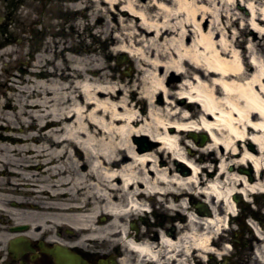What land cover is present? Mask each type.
<instances>
[{
    "label": "bare ground",
    "instance_id": "bare-ground-1",
    "mask_svg": "<svg viewBox=\"0 0 264 264\" xmlns=\"http://www.w3.org/2000/svg\"><path fill=\"white\" fill-rule=\"evenodd\" d=\"M84 1L93 10L87 28L93 34L105 33L106 44L112 45L106 58L110 60L114 52L122 54L121 62L131 57L135 75L107 87L101 85V76L87 78L88 71L100 70V65L86 62L82 42L68 48L75 54L68 53L66 63L28 72L35 78H42L44 72L49 76L43 82L36 80L45 91L38 92L35 108L45 114L43 120L52 122L48 129L37 130L48 140L40 141L39 148L45 150V159H53L51 171L80 162L72 175L63 178L69 177L74 183L84 180L85 196L92 193L101 200L86 202L85 212L99 209L103 219L108 216L103 228L118 235L117 241L139 259L155 261L159 257L153 250V238L146 233L139 238L133 222L136 215H156V211L151 212L153 202L159 207L165 205L167 212L184 222L175 226L174 236L159 234V245L181 247L183 251L167 258H186L194 249L209 252L210 237L218 234L229 218L224 214L235 212L230 197L239 195L247 200L251 194L264 193V43L254 35H264V4L259 11L253 3L247 4L251 16L248 23L237 14L221 13L218 6L232 0ZM119 5L126 17L116 21L119 34L112 33V25H104L107 31L96 30L95 22L102 19L98 14L101 6L112 12ZM57 9L56 3L54 11ZM75 23L81 30L83 23ZM236 25L239 29L228 30ZM248 27L253 36L240 40ZM172 74L179 76L177 84L168 83ZM111 79L115 78L107 80ZM160 94L163 96L158 98ZM191 109L199 115L198 121H193ZM29 114L33 117L36 111ZM168 128L175 130L168 132ZM200 132L209 141L203 149L220 150L212 159L217 163L216 172L205 178H201L202 169L182 150L183 145L192 147L183 135ZM145 138L154 143L152 149L142 141ZM3 139L15 140L11 136ZM248 142L255 150H245L238 162H231L239 156L238 144ZM244 165L251 170L252 183L246 177L249 173L226 172L227 166ZM196 190L204 199L199 204L203 209L207 206L209 217L200 215L203 210L194 214L185 207V198L194 197ZM54 197L53 193L49 205L60 208L52 203ZM218 204L222 210L215 207ZM82 205L74 208L80 211ZM91 219L87 221L90 224ZM126 219L132 221L135 233L127 227ZM252 226L255 240L263 242L264 226Z\"/></svg>",
    "mask_w": 264,
    "mask_h": 264
},
{
    "label": "flooded vegetation",
    "instance_id": "flooded-vegetation-1",
    "mask_svg": "<svg viewBox=\"0 0 264 264\" xmlns=\"http://www.w3.org/2000/svg\"><path fill=\"white\" fill-rule=\"evenodd\" d=\"M53 1L0 0V51H5L13 43L21 45L25 42L18 37L28 38V45L37 44L40 38L43 39L39 21L26 27L20 18L24 15V8H28L33 14H53ZM56 2L58 0L54 3ZM31 3L36 6H29ZM60 11L62 10L58 12ZM60 20L66 25V20ZM47 31L53 35L49 29ZM58 36L62 35L58 32ZM28 48L37 50L33 46ZM28 72L27 68L21 69V73ZM15 76L22 77L20 74ZM15 155L17 154H13ZM25 155L28 158L36 156L28 152ZM12 157L9 159L10 166H2L3 162H0V264H264V243L257 242L255 236L249 239L247 233L251 231H247L246 227L249 217L257 219V227L264 226V219L247 212L246 201L239 202L237 209L235 208L238 212L235 211L231 219H226L218 234L210 237V251L201 253L202 251L194 249L188 259L167 258L172 254H181V247L172 249L158 244L161 232L176 235L174 225L163 228L160 223L153 225L142 222V227H154L147 236L152 237L156 243L153 250L159 257L155 261H139L128 256L129 248L117 241L118 235L111 237V233L103 228L108 222V216L103 219V213L99 209L92 213L85 212L86 202L95 200H89L85 196L86 191L83 188L80 190L81 182L74 183L69 177L63 178V175L69 173L72 175L71 172H75L74 169L79 167L80 162L74 167L67 165L51 171L50 166H54L51 158H40L42 163L34 161L23 167L17 164L20 155L15 161H12ZM53 193L56 197L52 199V203L60 208H53L48 203ZM197 204L198 202L194 204L192 212L200 214L203 210L204 213L201 212L200 215L208 216L207 208L203 209ZM79 205H82L80 211L74 208ZM86 214L90 218L83 219L82 216ZM90 219L91 224L87 222ZM127 227L135 233L131 224H127Z\"/></svg>",
    "mask_w": 264,
    "mask_h": 264
},
{
    "label": "rangeland",
    "instance_id": "rangeland-1",
    "mask_svg": "<svg viewBox=\"0 0 264 264\" xmlns=\"http://www.w3.org/2000/svg\"><path fill=\"white\" fill-rule=\"evenodd\" d=\"M83 0H58L56 2L58 4V9L56 11H53V14L51 12V15L47 16V14H37V13H31L28 8L23 9V16L20 18L22 20V23L24 26H29V24H32L34 22H38V25L40 24L41 27H39V30L42 31V38H40V41L37 44H27V40L29 42V39L26 37H18L19 40H24L25 42L23 44L19 43H13L12 45L8 46L5 51H0V162L2 161V166H10L9 159L12 157L13 154L20 155V160L17 162V164L22 165L25 167L26 165L32 163L35 161L38 163H42V160L40 158H44V155L46 154L44 149L39 148L41 145L40 141H48L46 139H42L43 135H41L37 130L41 127L44 129H48L50 127L47 124H51V120L46 121L43 120L45 114H43L39 109L35 108V101L40 99L38 97V92H44L45 87L39 88L37 83L43 82L49 78L48 73L44 72L42 78H35V76H29L28 73H21V69H26L30 71V73H35L36 70L42 71L46 67L50 69H54V67H57V62L64 61L66 55L68 53L74 55L73 49H68L71 46L76 47L75 44L77 42H82V47L85 53L86 62H93L97 61L100 65V70L98 69H91L86 74V77H102L101 85L102 86H112L115 83H117V80H120L124 83V81L132 79V77L135 75V62L134 60L128 56L127 61L121 62L122 54L114 52L111 59L108 60L106 58V53L110 50L107 48H111L112 45L106 44L105 41V33H99L93 34L91 33V30L87 28V22L92 23V12L90 6L85 4V1L82 3ZM90 1V0H88ZM56 3H53L52 5L55 6ZM253 3L256 7L257 11H259L264 4V0H232L231 4H223L221 3L218 8L221 11L222 14H226L227 16L230 14H237L242 19H244L246 22L249 23L250 15L247 8V4ZM31 7H35V3L28 4ZM116 9H113L112 12H109L108 7L101 6L102 9L99 11V15L102 16V19L96 21L95 25L96 30L99 32L101 31H107L106 27L104 25H112V33L116 34L119 29L116 21H119V19H123L125 17L123 15V11H121V5L116 6ZM52 9V7H50ZM98 7H95L94 10H97ZM59 10H62V13L58 12ZM121 11V12H120ZM35 12V11H34ZM109 14H113L114 16H111ZM38 15V16H37ZM37 16V19H36ZM41 18H43V22H41ZM60 18L66 20V25L63 24V20H60ZM126 18V17H125ZM104 20V22H103ZM82 22L81 24L83 27L81 30L76 29V23L75 22ZM208 20L204 23V28L208 25ZM64 25V26H63ZM45 27V28H44ZM64 27V28H62ZM95 27V26H94ZM236 26H231L228 28L229 31H234V28L236 29ZM48 28L51 32H53V35L48 34ZM241 28V27H240ZM245 31L242 36L239 38L245 39V36H249L251 38L253 36L251 30L249 29ZM239 29V27H238ZM58 32L62 36H58ZM110 33V31H108ZM252 35V36H251ZM256 38H262L261 44L264 43V35L259 36V34H255ZM37 47V50H32V48L28 47ZM260 49V48H259ZM111 54V53H110ZM66 63V62H65ZM107 64V65H105ZM36 67V68H35ZM38 67V68H37ZM45 67V68H44ZM92 67V66H89ZM109 68V69H108ZM131 68V70H129ZM94 70H98L97 74L93 76L92 72ZM27 72V71H26ZM58 69V73H59ZM15 74H20L22 77H16ZM114 77L115 79L107 80L110 77ZM168 76V75H167ZM176 74H172L170 78H168V83H178V80L176 79ZM39 80L40 82H36V80ZM163 94L158 95L159 97H162ZM51 97V96H50ZM47 96V98H50ZM52 98V97H51ZM29 102H33L30 105L27 104ZM61 102V101H60ZM56 101V103H60ZM37 103V102H36ZM54 103V102H53ZM180 104H183L181 102H178ZM44 109V108H42ZM192 110V109H191ZM25 111L27 113L25 114ZM31 111H36V114H34L33 117H31V114H29ZM46 111V110H45ZM192 113L194 114V110H192ZM193 121H198L199 115L194 114ZM47 116V115H46ZM210 121H214L213 118H210ZM39 124V125H38ZM175 130V129H174ZM171 130V128H168L167 131L171 132L174 131ZM205 135V133H198L194 136H201ZM4 136L12 137L15 139L14 141H6L3 139ZM185 143L190 144L192 147H187L186 145L182 146V150L184 154L191 159L200 169H202L201 172V178L209 177L213 173L216 172L217 163L215 164L212 162L214 156L216 154H220V150H214L210 151L208 149H203L205 146L209 143L208 140H206L202 145H200V141H194L192 139L193 134H184L183 135ZM36 138V139H33ZM24 142V143H23ZM16 143L17 145L13 144ZM29 144H31L30 147H27ZM23 146V148L21 147ZM26 146V147H25ZM38 147V148H37ZM153 146L150 147L152 149ZM238 148H240V153L238 158L231 159V162H238L240 159V156L245 150L252 151L255 150V146L251 143L246 144H238ZM190 149V151H189ZM33 153L36 156L35 157H26V153ZM48 158L47 156H45ZM35 158V159H32ZM38 158V160L36 159ZM163 163V162H162ZM230 161H227V164L229 165ZM1 164V163H0ZM74 164V163H73ZM247 171H250L249 166L244 165L240 166V168H236L235 166L231 168V166L226 167V172L230 174L235 175H246L245 173ZM249 183H252V181L249 180L248 176L246 175ZM84 181V180H82ZM81 182L80 190H85V182ZM91 182V181H90ZM89 182V183H90ZM84 184V185H83ZM251 185V184H250ZM75 187V184L73 185ZM241 187L237 188L240 189ZM200 190V189H199ZM194 197H186L185 198V207L190 211L193 210L194 204L196 202H200L201 200H204L201 195H199L195 191ZM115 195V194H112ZM264 193L260 194H251L249 197H247L246 205H247V212L251 214H256L261 219H264V197H262ZM96 195L90 193L88 194L87 198L90 200H97L100 202L101 200L97 198ZM231 201L234 205L235 202L233 201V196L230 197ZM242 198V197H241ZM242 198L240 202H243ZM100 200V201H99ZM245 200V199H244ZM209 206L211 203H207ZM213 205V204H212ZM151 212L156 211V216H153L152 213L149 215H136L133 218V222L136 224V226L139 229V233H137L138 237H143L142 234L146 233L151 234L154 227L153 226H145L142 227L140 224L142 222H146L149 224H156L160 223L163 224V228L170 227V225L178 226L183 225L184 222L176 219L175 214H171L167 212L165 205H161L160 207L153 202L151 204ZM218 209H223L222 204L215 205ZM236 208V206H235ZM237 209V208H236ZM160 210L162 213H160ZM236 211V210H235ZM238 212V210L236 211ZM248 213V215H249ZM160 215L162 216V220L160 219ZM226 217L228 216L227 213L224 214ZM180 216H184L183 214H180ZM232 214L229 216L231 219ZM127 224H131L132 221L126 219ZM247 225L248 228L247 231H252L253 226H257V219L254 217L247 218ZM232 228V227H230ZM250 228V230H249ZM102 231V230H101ZM103 232V231H102ZM247 233V236L249 239L253 238L252 233ZM114 235H111V237ZM214 236V235H213ZM117 242V241H116ZM262 242V241H261ZM264 243V241H263ZM128 256L132 259L137 258L139 261H143L142 259H139L135 255H133L130 250L128 249L127 252ZM170 253H168L169 255ZM188 255V254H187ZM186 257V259H188Z\"/></svg>",
    "mask_w": 264,
    "mask_h": 264
},
{
    "label": "water",
    "instance_id": "water-1",
    "mask_svg": "<svg viewBox=\"0 0 264 264\" xmlns=\"http://www.w3.org/2000/svg\"><path fill=\"white\" fill-rule=\"evenodd\" d=\"M206 140V137H202V143Z\"/></svg>",
    "mask_w": 264,
    "mask_h": 264
}]
</instances>
